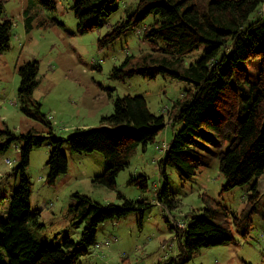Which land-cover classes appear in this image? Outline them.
Listing matches in <instances>:
<instances>
[{"label":"rangeland","instance_id":"rangeland-1","mask_svg":"<svg viewBox=\"0 0 264 264\" xmlns=\"http://www.w3.org/2000/svg\"><path fill=\"white\" fill-rule=\"evenodd\" d=\"M43 1L0 0V26L4 21L11 24L8 48L0 53V218L7 211L9 196L19 187L21 175L15 168L29 137L42 139L32 147L24 168L31 186L30 213L37 214V224L41 226H29L28 231L38 242L49 247L61 245L64 238L79 242L89 220L83 218L77 223V214L69 211L76 193L102 205H120L119 197L147 205L119 220L98 225L96 243L112 241L107 247L91 248L80 264H156L166 257H176L179 251L172 225H185L192 216H200L203 197L219 203L230 215H238L250 193V184L222 190L225 180L219 172L217 155L225 147L214 144L211 134L204 130L194 139V156L203 163L195 175L183 181L174 169L165 170L177 208L168 211L156 200L155 193L163 187L157 164L163 156L160 149L167 146L176 130L170 127L169 120L178 103L189 99L192 87L166 74L123 80L112 77L114 69L126 59L150 54L154 48L132 29L111 45L100 47V39L117 23L137 13L140 0L118 1L116 11L98 29L84 35L76 32L73 0ZM262 13L264 3L256 14ZM151 21L152 17H146L140 26ZM201 53L186 57V66ZM31 62L36 63L37 85L29 96H24L19 93L18 71ZM123 68L131 67L125 64ZM126 95L143 97L152 114L165 118L166 126L155 142L133 148L127 166L115 179L114 189L93 182L108 167L101 154H76L64 142L61 152L67 159V171L49 184L46 162L51 140H65L75 130L102 126L100 120L111 115L115 99ZM6 160L11 163L6 164ZM140 176L146 179V189L131 184ZM257 191L256 212L246 237L234 232L233 242L199 249L185 264H264V173L257 179Z\"/></svg>","mask_w":264,"mask_h":264},{"label":"trees","instance_id":"trees-1","mask_svg":"<svg viewBox=\"0 0 264 264\" xmlns=\"http://www.w3.org/2000/svg\"><path fill=\"white\" fill-rule=\"evenodd\" d=\"M118 1L73 0L77 34L98 29L116 11ZM263 3L264 0H140L137 13L117 23L100 39V47H106L132 29L154 46L150 54L126 59L114 69V79L166 74L192 87L189 99L178 103L169 120L170 127L176 130L157 162L163 176V187L155 193L158 204L168 211L177 208L168 189L166 168L174 169L186 181L203 166L192 150L201 130L211 134L214 144L225 147L217 155L219 172L225 180L222 190L250 184V193L238 215H230L219 203L203 197L200 216H192L185 225H172L179 254L156 264H185L195 251L231 243L234 232L246 237L252 227L259 199L257 179L264 173V13L256 14ZM146 17H152V21L140 26ZM10 26L9 21L0 26V53L8 48ZM200 50L199 58L186 66L185 58ZM125 64L131 68L125 70ZM36 74L35 62L19 69L20 94L32 93L37 85ZM100 122L102 126L75 130L65 140H51L46 162L49 184L67 171V159L61 152L65 142L73 153L101 154L108 167L93 182L114 189L115 179L127 166L133 148L137 144H153L166 126L165 118L152 114L143 97L131 95L115 99L113 112ZM27 139L15 168L21 175L19 187L9 196L7 211L0 218V264H80L81 258L97 244L98 225L147 206L122 197L120 205H102L76 193L69 211L77 214V223L83 218L89 220L79 242L64 238L56 247L38 242L28 231L29 226H41L37 224V214L30 213L31 186L24 168L32 147L42 139ZM131 184L146 189L142 176Z\"/></svg>","mask_w":264,"mask_h":264},{"label":"built area","instance_id":"built-area-1","mask_svg":"<svg viewBox=\"0 0 264 264\" xmlns=\"http://www.w3.org/2000/svg\"><path fill=\"white\" fill-rule=\"evenodd\" d=\"M160 150H161L162 153H164L165 150H166V146L163 145L162 149H160ZM6 163H7V164H10L9 160H6ZM111 241H112V239H106L103 243L96 244L94 247H95L96 249H101V248H103V247H107V246L110 245Z\"/></svg>","mask_w":264,"mask_h":264}]
</instances>
